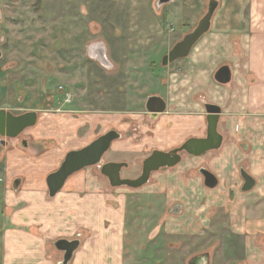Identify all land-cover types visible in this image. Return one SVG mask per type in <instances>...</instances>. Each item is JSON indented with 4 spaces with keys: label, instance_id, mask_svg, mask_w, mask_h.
Instances as JSON below:
<instances>
[{
    "label": "rangeland",
    "instance_id": "rangeland-1",
    "mask_svg": "<svg viewBox=\"0 0 264 264\" xmlns=\"http://www.w3.org/2000/svg\"><path fill=\"white\" fill-rule=\"evenodd\" d=\"M217 1L211 28L203 35L213 40L205 41L202 37L194 46L200 47L192 49L190 58L162 67V57L206 13L208 0H196V13L190 20L174 18L173 4L164 11L157 8V0H0V109L12 113L36 111L38 116L36 125L25 130L18 142H13L14 152L0 147V264L11 259L12 245L6 240L13 239L11 233L19 228L15 224L18 209L28 215L30 204L42 211L30 222V227L23 229L35 236L31 240L44 262L62 261L63 253L54 247L55 241L78 240L79 247L82 244L89 248L96 239L89 230L101 229L95 235L105 249L110 231L118 230L123 247L117 260L122 259L123 264H189L192 258L200 260L203 254L217 264L221 261L235 264L239 254L236 250L222 249L223 238L217 235L221 230L207 236V229L203 231L207 223L198 222L185 231H180L183 228L178 229L177 225L172 227L176 221L169 216L170 205L150 192V183L161 178L157 174L164 169L152 173L150 183L139 189L110 187L97 167L85 168L71 176L52 199L45 184L46 176L59 167L67 151L83 148L109 130L117 131L121 137L111 145L102 162H125L128 167L121 170V178L138 177L142 161L151 153L144 140L152 137L151 130L157 128L156 119H151L145 110V102L151 95L168 103L166 116L190 114L191 124L197 120L195 128L201 131L199 135L205 134L202 102L207 103V89L204 85L198 88L201 91L193 99L195 107L178 113L172 107L177 100L172 98V86L180 83L189 67L198 65L204 69L205 79L213 80L216 70L227 65L232 76L225 86L236 89L238 71L249 64V46L239 44L237 34L232 33L237 26L236 17L244 21L242 32L246 35L261 32L263 29L255 24L264 21L258 12L264 9V0ZM241 4L244 13L238 14L237 6ZM135 9L138 11L134 12ZM142 20L159 25L164 43L148 45V50L136 53L123 44L124 26ZM219 38L225 43H219ZM99 41L107 45L110 69L88 54V48ZM201 47L212 51L200 62L195 55ZM65 93L71 96L70 103L62 100ZM22 138L28 143L25 150L18 145ZM125 142L129 149H116ZM187 157L184 155V161ZM72 177H80L79 188L82 187L77 189L74 201L65 202V194L75 192L73 187L69 188ZM15 178L22 180L17 190L11 186ZM91 183L93 187L89 186ZM61 193L64 195L59 196ZM60 197L63 199L59 200ZM114 211L123 219L121 222L109 216ZM51 216L54 225L49 229L47 220Z\"/></svg>",
    "mask_w": 264,
    "mask_h": 264
},
{
    "label": "crops",
    "instance_id": "crops-1",
    "mask_svg": "<svg viewBox=\"0 0 264 264\" xmlns=\"http://www.w3.org/2000/svg\"><path fill=\"white\" fill-rule=\"evenodd\" d=\"M195 4L196 0H172L170 3L165 4L166 6L162 5L160 9L164 11V8L172 5L176 15L174 18L177 20H190L196 13ZM241 6L242 4L237 6L240 7L237 10L238 14L244 13V7L241 8ZM256 6L258 7V5ZM137 11L138 9L134 10V12ZM258 12L264 17V9L261 8ZM181 14L182 17L180 18ZM243 22L242 18L239 20L236 17L237 26L232 33L237 34L235 39L239 44L249 46L247 50L249 64L245 70L242 67L238 71V76L235 79L236 89H233L235 86L213 84L214 78L213 80L209 78L206 80L203 73L204 69L198 67V65H195L193 69L191 67L187 68L186 73L183 74V79L179 80L180 83L172 86L173 96H171L177 99L172 107L173 110H178V113H180L195 107L193 101L195 94L200 92L201 89L198 88L204 85L207 89V103L217 105L221 109L218 132L223 137V142L220 148L216 151L207 152L200 157L188 156L189 159L185 161L183 157L177 166L159 172L157 178L162 175L161 178L157 179L156 182L149 183L151 184L150 192L158 195L157 198H162L165 204L170 205L168 206L169 216L176 221L172 223V227L177 225L178 229L183 228L180 231H185L186 228L195 227L198 222H202L200 225L207 223V226L203 228V231L207 229V236H214L221 230L217 235L223 238L222 249L226 252H235V250L238 252L239 256L237 261L235 260V264H264V21L255 24V27L263 30L258 31L257 34L251 33L252 35H246L242 32L245 27ZM160 29L154 21L131 22L124 26L126 34L123 37V44L129 46V48L132 47L130 50L132 52L136 51V53L138 50H148V45H162L164 37ZM207 39L213 40L206 36L202 38L205 41ZM219 39V43H225L222 38ZM99 42L104 44L106 58L109 61L107 45L103 41ZM199 47H194L193 50L196 51ZM225 50H227L226 47ZM211 51L201 47L195 57L199 58L201 62L206 56L211 55ZM231 51L232 49L229 53ZM244 65L241 64V66ZM208 66L210 65L208 64ZM203 103L206 102H202V106ZM180 114H183L182 117H168L166 111L160 117L157 116V128L151 130L154 136L152 134V137H146L144 140L147 148H151V152L153 150L169 151L175 148L172 146H180L189 138L205 136V134L200 136L201 131L195 128L197 120L194 124H191L192 115ZM200 118L202 119V117ZM185 119L189 121L186 122ZM202 121L206 133V114ZM158 123H160L159 128ZM198 123L200 126V121ZM126 143L122 147L117 146L116 149H129ZM141 145H143V141ZM201 168L206 169L216 177V187L208 188L204 186L203 178L199 174ZM240 168L250 174L255 181L254 187L248 192L241 191L243 181L239 173ZM17 179L20 180L18 187L22 186V180L15 178L11 183L12 189L13 183ZM71 179L69 188L73 187L75 192L70 195L65 194V202L74 201V197H77V189L82 187L79 188L80 177H72ZM89 186H92V183ZM62 195L64 194H59V196ZM61 199L63 198L60 197L59 200ZM30 206L27 209L28 215H26L25 210L18 209L15 224L19 228L11 233L13 239L6 240L8 244L12 245L13 249H11V259H9L11 263L8 261L4 264H52L51 261L44 262L40 260L37 250H35L37 249L35 248L36 244L31 240L35 236L23 229V227H30L32 225L30 222H33L35 217L39 216L42 211L35 208L34 204H30ZM175 207L180 209L177 214L172 213ZM118 214L115 211L109 212L112 220L121 222L123 219ZM61 221H58L59 225H61ZM53 222L54 217L51 216L47 220L49 229L54 225ZM103 229H105L104 226ZM89 231L92 238L96 237V239H93V243L90 242L89 248L81 244L69 264L74 263V261H76V264H123L122 259L117 260L121 258L123 247V242L116 233L118 230L110 231L111 235L107 239L106 249L101 246L99 236L95 235L97 231L102 232V230L92 231L90 229ZM45 233L46 231L43 234ZM49 234L51 235L52 232L50 231ZM235 246L237 249H235ZM104 255L105 258H103ZM200 258L201 264H217L209 261L208 254H203ZM196 259L198 258L194 257L191 261ZM219 264L231 263L221 261Z\"/></svg>",
    "mask_w": 264,
    "mask_h": 264
},
{
    "label": "water",
    "instance_id": "water-1",
    "mask_svg": "<svg viewBox=\"0 0 264 264\" xmlns=\"http://www.w3.org/2000/svg\"><path fill=\"white\" fill-rule=\"evenodd\" d=\"M172 0H157V8L170 3ZM219 5L217 0H208L207 10L203 17L198 21L196 27L178 41L170 51L161 59V66L165 67L177 60L189 57L193 47L197 42L209 32L213 15ZM88 54L96 59L102 66L112 68L106 58V48L101 42L92 44L88 48ZM1 55V53H0ZM231 70L229 66L223 65L214 73V81L219 85H227L231 81ZM206 114V133L201 138H189L180 146L169 151L153 150L148 157L142 161L141 173L138 177L121 178V170L126 169L128 164L125 162H102L103 156L109 151L111 145L120 139V134L115 130H109L98 136L88 145L77 150L67 151L59 167L49 173L45 178L47 194L50 199L54 198L61 191L66 181L74 174L88 167H97L99 173L104 177L109 186L125 187L129 189H139L149 183L151 174L160 169H170L177 166L182 155L190 157H200L207 152L216 151L220 148L223 137L218 132V121L221 109L217 105L203 103ZM167 104L159 96H149L145 102V110L151 119H156L158 115L166 112ZM37 112L29 111L20 115H13L11 112L0 109V137L16 139L25 130L32 128L37 122ZM243 181L241 191L248 192L255 181L243 168L239 170ZM203 178L204 186L214 188L217 185L216 177L204 168L199 170ZM20 180L13 183V189H17ZM179 208L175 207L172 213H179ZM54 247L63 253L60 264H69L74 253L78 250L80 242L78 240L60 239L53 243Z\"/></svg>",
    "mask_w": 264,
    "mask_h": 264
},
{
    "label": "flooded vegetation",
    "instance_id": "flooded-vegetation-1",
    "mask_svg": "<svg viewBox=\"0 0 264 264\" xmlns=\"http://www.w3.org/2000/svg\"><path fill=\"white\" fill-rule=\"evenodd\" d=\"M55 99V98H54ZM53 99V100H54ZM57 99V98H56ZM7 111V110H6ZM10 112V111H9ZM12 113V112H11ZM13 115H20V114H22V113H12ZM18 139L19 138H16V139H9V138H1L0 137V147H5V148H8L9 149V152H13V150H14V148H15V145L16 144H14L13 142H18ZM18 145H20V147L22 148V149H27V147H28V143H27V140L26 139H20V142H19V144ZM182 157V159H183V157H184V155H182L181 156ZM182 161V160H181ZM250 175V174H249ZM189 264H201V259L200 260H198V259H196V260H193V261H191V262H189Z\"/></svg>",
    "mask_w": 264,
    "mask_h": 264
},
{
    "label": "built area",
    "instance_id": "built-area-1",
    "mask_svg": "<svg viewBox=\"0 0 264 264\" xmlns=\"http://www.w3.org/2000/svg\"><path fill=\"white\" fill-rule=\"evenodd\" d=\"M62 100H64V103H70L71 102V96L68 93H65L62 95Z\"/></svg>",
    "mask_w": 264,
    "mask_h": 264
}]
</instances>
